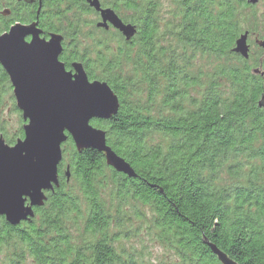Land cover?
I'll use <instances>...</instances> for the list:
<instances>
[{"label":"trees","instance_id":"16d2710c","mask_svg":"<svg viewBox=\"0 0 264 264\" xmlns=\"http://www.w3.org/2000/svg\"><path fill=\"white\" fill-rule=\"evenodd\" d=\"M114 2L102 4L137 33L125 42L110 34L95 60H83L89 80L106 82L120 101L114 117L91 124L137 177L116 172L101 152H78L69 139L60 185L36 216L18 226L0 220V264H145L144 248H117L131 217L172 254L168 264H222L212 247L239 264H264V48L256 41L260 54L249 59L234 52L242 34L258 32L248 13L257 6ZM115 40L123 48L113 54ZM200 58L211 71L196 69ZM7 84L0 65V87ZM24 125L22 118L11 145Z\"/></svg>","mask_w":264,"mask_h":264},{"label":"water","instance_id":"95a60500","mask_svg":"<svg viewBox=\"0 0 264 264\" xmlns=\"http://www.w3.org/2000/svg\"><path fill=\"white\" fill-rule=\"evenodd\" d=\"M260 0H247L255 6ZM101 14V28L119 30L126 41L136 35L137 28L125 23L112 8L100 0H88ZM37 24H17L0 35V65L9 76L16 106L25 122L24 137L8 144L0 136V220L12 226L31 220L36 209L43 207L48 193L59 187V166L64 159L63 145L72 139L78 152L96 150L105 155L106 163L129 178L135 170L107 142V132L94 127V119L108 120L120 109V101L104 81H90L82 63L66 71L59 58L63 51L62 36L40 39ZM32 36L31 42L25 38ZM249 32L236 41L234 52L249 59ZM264 48V40L257 41ZM260 73V70H255ZM264 75V73H262ZM264 108V95L259 101ZM65 176L70 181V169ZM222 264H239L212 247Z\"/></svg>","mask_w":264,"mask_h":264},{"label":"rangeland","instance_id":"374dc122","mask_svg":"<svg viewBox=\"0 0 264 264\" xmlns=\"http://www.w3.org/2000/svg\"><path fill=\"white\" fill-rule=\"evenodd\" d=\"M101 1L104 5H110L116 0ZM256 6L257 7L255 10H248V13L252 18V14L255 15L254 23L258 29L256 34L249 37L252 54H260L259 46L255 42L259 41L257 39H260V41L263 39V36H260V33L264 30V0H260ZM161 7L163 11L162 17H164L166 3H163V6L161 5ZM125 14H127V12L123 10L121 15L124 16ZM92 20L93 16L90 14H85L79 18L77 23L80 27L78 26L77 28L80 31L77 33L78 35L76 38L80 41V47H82V49H86V51L89 52L88 58L95 60L96 56L93 53L99 50V45L104 44V41H106L107 37H109L111 33L98 30L95 25L91 24ZM111 36L115 39L118 38L116 37L115 33L111 34ZM120 43L117 40L111 41V44L109 42L110 47L108 48H110L113 54H116V51L119 50V48H123ZM105 48L108 49L107 46H105ZM130 48H132L131 51L134 50V47ZM108 58H111V54L108 56ZM263 59L264 54L263 57H261V60ZM209 64L210 63L208 60L203 58H200V60L196 59L194 62L196 69L200 68L204 72L211 71ZM9 86L10 84H7V86L4 85L2 88L0 87V136L3 135L8 144H10L9 140L12 141L16 139V137L19 135L20 128L22 127V114L16 106V99L12 90L13 88ZM109 193L110 190L106 192L107 198H109ZM147 217L150 218V215H147ZM131 218V220L126 219V221L123 222V229L125 230L126 234L121 236V239L117 244V248H124L125 250L138 249L139 251L144 248L139 254L141 255L145 264H161L163 262H167L168 264L173 259L171 257L172 254L169 255V252H167L161 245L153 240L154 238L150 235V233H148L146 229L145 221L140 222L136 220L135 217Z\"/></svg>","mask_w":264,"mask_h":264},{"label":"flooded vegetation","instance_id":"af4514ba","mask_svg":"<svg viewBox=\"0 0 264 264\" xmlns=\"http://www.w3.org/2000/svg\"><path fill=\"white\" fill-rule=\"evenodd\" d=\"M85 14L93 16L91 24L98 30L115 33L116 37L125 42L124 36L114 27L106 29L98 26L102 21L101 14L89 5L88 0H0V35L8 33L17 24H37L36 29L40 31L39 37L42 40H50L53 34L62 36L63 51L59 60L64 63L66 71L74 73V63H82L84 66L83 60L89 59L84 52L86 49L80 47V41L76 38L80 31L77 21ZM31 40L32 36L25 38L26 42Z\"/></svg>","mask_w":264,"mask_h":264}]
</instances>
